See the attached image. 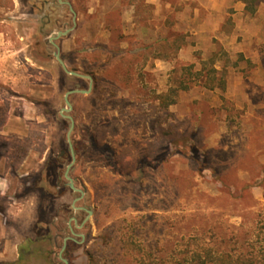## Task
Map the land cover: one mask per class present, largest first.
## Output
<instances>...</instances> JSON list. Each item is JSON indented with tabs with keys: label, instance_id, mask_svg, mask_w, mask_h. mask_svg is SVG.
I'll list each match as a JSON object with an SVG mask.
<instances>
[{
	"label": "rangeland",
	"instance_id": "374dc122",
	"mask_svg": "<svg viewBox=\"0 0 264 264\" xmlns=\"http://www.w3.org/2000/svg\"><path fill=\"white\" fill-rule=\"evenodd\" d=\"M10 1L0 0V18L13 22L15 27L7 28L8 35L12 32L15 38L19 34L24 36L29 43L28 53L35 61L51 66L56 81L50 101L41 104L47 111V120L37 126L42 128L43 143L47 140L48 149L41 161L37 157V172L27 185L36 191L30 194L35 196L38 207L40 225L36 232L56 236L51 243H38V250L22 264H62L58 251L68 234V218L72 214L79 223L86 212L71 209L77 192L66 186L63 176L70 157L65 152V127L56 119V111L64 106L63 93L56 89L59 68L41 54L42 50H48L40 35L64 26V22L70 24L72 15L58 0H32L29 5L33 2L44 6L30 18L26 0ZM71 2L79 16L78 30L71 39L78 40V47L104 41L101 46L108 47L113 61L103 62V83L112 91L96 94L93 101L100 106L99 110L90 111L91 102L87 99H74L79 128L85 132H78V136L83 134L78 140L81 151L71 175L78 185L86 188L80 204L90 205L94 217L92 214L87 219L89 224L82 230L86 232L83 244L77 242V235L76 241L68 243L65 252L69 264H140L149 260L148 252L152 253L151 264H169L195 240L213 243L237 232L240 237L236 246L251 250L250 243L254 248L262 245L264 0L259 1L252 14L243 9L239 0ZM44 16L48 25L36 31V22L44 21ZM178 36L184 42L175 51L173 44L179 42L174 41ZM125 49L137 54L131 60L135 79L127 80L122 75ZM213 55L216 58L213 66L225 72L224 89L207 88L193 75L188 88L178 89L173 104L149 113L147 99L153 92L175 86V77L183 65L193 63L195 71L202 60ZM126 83L136 85L129 91L118 92ZM12 96L8 89L0 87V103L4 108L15 99ZM128 104L130 110L124 116L117 113L119 107ZM118 114L128 126V134H118L101 146L112 149L122 144L130 146L124 154L128 174L116 172L108 163L109 153L100 154L91 146L86 132L92 131L98 120L109 123ZM163 116L168 121L173 118L179 121L180 130L190 136L197 149L193 150L191 143L178 146L182 151L170 145L172 152L165 161L138 171L134 159L163 152L161 137L154 128ZM2 141L0 137V144ZM61 150L64 152L58 157ZM119 153H111V157L115 159ZM237 180L254 185L240 187ZM17 194V189L11 186L6 195H0V208L5 206V199L12 203L11 211L3 219L7 227H16L20 236L33 237L31 224L36 213L16 214L21 208ZM74 230L79 232L80 228Z\"/></svg>",
	"mask_w": 264,
	"mask_h": 264
},
{
	"label": "crops",
	"instance_id": "0c3cea01",
	"mask_svg": "<svg viewBox=\"0 0 264 264\" xmlns=\"http://www.w3.org/2000/svg\"><path fill=\"white\" fill-rule=\"evenodd\" d=\"M29 1L32 0H26L25 3L30 7V10L27 11V15L30 18H33L34 16H36L37 11L42 10L44 4L35 5L33 4V2H30L29 5ZM66 1L70 4L73 12L70 10V6L67 3L59 1L58 4L60 6L67 7L68 11L72 15L71 23L65 27L48 30V33H46V35H40V40L45 43L48 50H42L41 54L45 56V60L50 61L51 63L55 62L59 68L60 80H57L58 85H56V89L58 88L63 93V102L65 92L68 90H88V92L77 91L69 94L68 99L72 107L69 111H63V114L70 115L73 119V128L70 133V138L73 146L75 160L69 170V175L73 179L74 186L82 190L83 193L81 194L80 192L75 191L68 186L67 179L64 176L65 170L63 172V176L66 180V186L70 190L77 192V196L74 198L71 204V209L83 210L86 212V216V209H90V217L93 214L91 206L88 204H80L82 203L81 201L84 200L86 188L84 186L78 185L76 179L71 175V171L74 168V165L77 164L80 156L81 145L79 144L78 140H80V137L83 135L79 133L78 136V132L80 131V117L75 111L76 104L74 99L75 97H82L89 100V102H91L89 110L93 111V113L94 111H96V109H100V106H95L96 104L93 100L96 99V94H99L101 96V93L109 94L112 91L110 89H106L107 86L103 83L104 79L102 77V71L103 62L107 60L113 61V55L109 50H101V52H96V50H98L97 48L101 46L102 42L104 41H95L83 47L77 46L76 41L78 40L74 38L71 39V36L73 32L78 30L77 20H79V16L75 11L71 0ZM12 2H9L10 5H12ZM239 2L242 3L244 9V3L241 0H239ZM1 8L2 7H0V9ZM46 12L47 11H45V13ZM8 24L10 25V27H8ZM43 25L47 26L48 23H46L45 20L41 22H39L38 20V22H36L35 30L38 31V29H43ZM7 28H9V30L15 29L14 23L5 21V19L0 18V87H5L6 89H8L13 95L12 98H15L13 100H10L5 108L0 103V115H3V122H0V137H3V141L0 144V195H6L8 189L13 186L17 189V193H19V195L17 194V204L21 205V208L19 209V211L17 210L16 214L20 212L24 216H26L30 215L31 212H33L34 214L36 213V218L31 224V232H33L32 234L34 236L32 237L24 235L22 237L19 235V231L18 229H16V227H7L6 220L3 219L5 217V214L11 211L12 203L8 200L6 201L5 199L3 202L5 206L3 208H0V264H18L19 252L21 251L22 247H26L28 245L30 252H33L36 251L35 249L38 247V243L36 241L38 237L47 234H50L51 238H54L56 236V234H51L49 232H36L37 226L40 225V221L37 218L38 207L35 196L30 195L35 193L36 191L34 188L27 186L29 185L30 180L34 178L31 176L34 175L35 172H37V157L40 156L41 159L39 161H41L46 153V150L48 149L46 147L47 140H44L43 143L41 132L42 128L40 129L37 126L42 125V123H45L47 120V111L41 108V104H46L48 103V101H50V97L53 96V87H55L54 85L56 81L54 79V75H52L51 72L52 67L48 66L47 63L42 64L35 61L28 53L29 43H27V41H24L25 37L19 34L17 38H15V36L12 35V32H10L11 34L8 35ZM67 28H70V30L66 34L61 35L57 39H53V41L57 45L59 56L65 63L66 67L69 70L75 71L81 75H73L65 72L53 55V52L56 50V48L50 42V36L52 34H56V32L59 30H65ZM126 65V60L124 59V74L122 75H124L125 78L127 74L133 76V73L131 72L132 62H130L128 72L125 68ZM87 76H89V78ZM134 85L136 84L130 83L128 85L126 83L121 89H119L118 92L129 91L130 87H133ZM64 106H66L65 102ZM64 106H61L56 111V119L65 127V152L70 157L67 162L68 164L71 160V153L66 140V133L70 124V120L61 113ZM118 110L119 111L117 113H120V115L124 116L123 114L127 112L126 110H130L129 104L125 107H119ZM110 119V122L105 124L98 120L97 123L94 124L92 131H86L88 133L89 143L91 144V146L95 147L100 154L104 152L100 149L101 144H107V139H111L118 134H128V126H125L123 124V121H121L122 119L119 118V114L116 115V117L112 116V118ZM118 122H120L118 126L119 128L117 127ZM80 132H85V130L81 129ZM97 134L100 135L98 139V145L94 144L92 141V137ZM102 139L104 142L102 141ZM8 141L9 144H7ZM109 148L113 151L112 153H116L130 148V146L122 144L116 147V149H112L111 147ZM63 152L64 150H61V154L59 153L57 154V156L61 157ZM13 163H15L16 165L15 168H13ZM85 217L83 218V220L85 219ZM72 218L76 219L74 215L70 214L67 223L68 234L63 237V240L66 236L70 237L66 240L65 248L62 252V256L65 257L67 261L68 258L66 257L65 251L68 243H70L71 241H76L74 235H77V242L82 245L86 238V232L82 230L84 229V227H86V224H89L87 220H85L84 222L83 220H81L79 223H77V219L75 223ZM74 228H80L79 232H75ZM27 241L30 242L27 243ZM59 251L58 259L62 264H64L63 261L59 258Z\"/></svg>",
	"mask_w": 264,
	"mask_h": 264
},
{
	"label": "trees",
	"instance_id": "16d2710c",
	"mask_svg": "<svg viewBox=\"0 0 264 264\" xmlns=\"http://www.w3.org/2000/svg\"><path fill=\"white\" fill-rule=\"evenodd\" d=\"M244 3V9L248 13H254L256 11V7L260 0H241ZM175 42L179 41L178 43H174L175 51H177L180 46L183 44L184 40L182 36H178L177 39H174ZM96 52H101V50L108 51V47L106 46H99L97 48ZM122 55L126 60V71L128 72L130 67V62L132 58H134V53L129 52V49L123 50ZM216 60L215 56H211L208 60H202L201 61V67L198 68L195 71H192L193 63L185 64L180 68V72L176 75V82L175 86L170 85L169 88L160 93H152L150 97L146 99H139L140 101H147L148 103V111L149 113L154 114V112L157 109H165L169 105L173 104L176 100V95L178 89H186L189 87V81L191 79V76L195 75V79H198L202 82V85L207 88H225V72L224 71H218L214 66V61ZM210 63V64H209ZM209 64L210 66H208ZM188 76V77H187ZM134 76H131L130 74L126 75V79H135ZM96 83V81H95ZM155 100L158 102L154 104ZM0 122H3V119L0 120ZM157 134L161 137L160 143L162 142V153H149L148 155L142 156V158L137 159L134 161L136 162L135 167L138 171H142L144 166H154L158 164L159 162L165 161L172 150H170V145H173V147H176L179 149V151H182L181 148L178 146L184 145L186 143H191L192 149H197L195 146L196 144L190 140V136L186 135L185 132L183 133L180 130V122L175 120L174 118L172 120H166V117L163 116L162 119H159L156 121L154 126ZM99 134L94 135L93 143L98 145V139ZM170 142L169 144L167 141ZM149 145H152L149 143ZM96 145V146H97ZM98 147V146H97ZM102 151L107 154L108 157V163L109 165L118 173H124L128 174L129 172L124 169V161H126V157L124 156L126 149L121 151L115 159L111 157V153L113 152L109 147L105 146L102 148L100 147ZM181 149V150H180ZM76 150V148H75ZM153 155V156H152ZM111 157V158H109ZM15 166V163H13V167ZM261 170L264 172V166L260 167ZM238 181V180H237ZM238 183V186H242L244 188H247L251 185L247 182H236ZM252 183V182H251ZM236 185V184H235ZM240 230V228L238 229ZM240 237V232H237L234 235H229L225 237H219L217 240H215L213 243H209L205 240H195L191 244L190 247H187L183 249L180 252V257L176 258V260L169 262V264H264V243L260 245L257 248H254L253 243H250L251 250L244 249L242 246H236L235 244L238 242ZM51 236L50 234L43 235L37 238V243H44V242H50L51 243ZM264 240V239H263ZM30 241H27L29 243ZM190 242L188 241L187 244ZM228 244L229 246H225V244ZM38 250V247L35 249ZM34 252V251H33ZM33 252H30L28 245L26 247H22L21 251L19 252L18 257V264H22L27 258L31 256ZM49 253V251L47 252ZM149 260L146 263H140V264H151L152 259L150 257L152 256L151 252L146 253ZM168 258V256H167ZM13 264V263H10Z\"/></svg>",
	"mask_w": 264,
	"mask_h": 264
},
{
	"label": "water",
	"instance_id": "95a60500",
	"mask_svg": "<svg viewBox=\"0 0 264 264\" xmlns=\"http://www.w3.org/2000/svg\"><path fill=\"white\" fill-rule=\"evenodd\" d=\"M60 2H65V3H67L69 6H70V4L66 1V0H59ZM70 10L73 12V9L71 8V6H70ZM70 30V28H67V29H65V30H59V31H57L56 32V34H52L51 36H50V42L55 46V48H56V50L53 52V55H54V57L56 58V60L59 62V64L61 65V67L63 68V70L65 71V72H67V73H69V74H73V75H81V74H79V73H77V72H75V71H72V70H69L67 67H66V65H65V63L63 62V60L60 58V56H59V50H58V47H57V45L55 44V42L53 41V39H57L58 37H60L61 35H64V34H66L68 31ZM88 78H89V76H87ZM77 91H81V92H88V90H79V89H72V90H68V91H66L65 92V95H64V102H65V105L66 106H64L63 108H62V111H61V113H62V115H64V116H66L69 120H70V124H69V126H68V129H67V133H66V140H67V143H68V147H69V150H70V153H71V160H70V162L67 164V166H66V169H65V172H64V176H65V178L67 179V184H68V186L70 187V188H72L73 190H75V191H78V192H80L81 194L83 193V191L82 190H80V189H78V188H76L75 186H74V184H73V179L70 177V175H69V170H70V168H71V166H72V164H73V162H74V160H75V157H74V151H73V146H72V143H71V138H70V133H71V130H72V128H73V119H72V117L70 116V115H65V114H63V111H69L70 109H71V107H72V105H71V103H70V101H69V99H68V96H69V94H71V93H73V92H77ZM86 211H87V216L85 217V219L83 220V222L85 221V220H87V218L89 217V215L91 214V210L90 209H86ZM72 220L76 223V219L75 218H72ZM82 222V223H83ZM76 226H81V225H76ZM70 237L69 236H66L65 238H64V240H63V244H62V246H61V248H60V251H59V258L63 261V263L64 264H68V261H67V259L65 258V257H63L62 256V252H63V250H64V248H65V243H66V240L67 239H69Z\"/></svg>",
	"mask_w": 264,
	"mask_h": 264
},
{
	"label": "flooded vegetation",
	"instance_id": "af4514ba",
	"mask_svg": "<svg viewBox=\"0 0 264 264\" xmlns=\"http://www.w3.org/2000/svg\"><path fill=\"white\" fill-rule=\"evenodd\" d=\"M64 1V0H63ZM45 2V1H44ZM59 2V1H58ZM56 5H58V4H56ZM44 20H48V18H46V16H44ZM65 26H67V23L66 22H64V26H62V27H65Z\"/></svg>",
	"mask_w": 264,
	"mask_h": 264
}]
</instances>
